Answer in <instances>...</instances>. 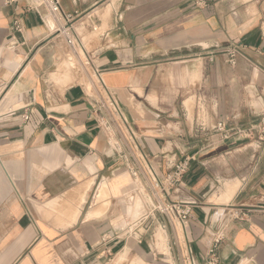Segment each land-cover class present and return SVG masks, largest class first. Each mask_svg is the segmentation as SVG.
Here are the masks:
<instances>
[{
  "label": "crops",
  "instance_id": "1",
  "mask_svg": "<svg viewBox=\"0 0 264 264\" xmlns=\"http://www.w3.org/2000/svg\"><path fill=\"white\" fill-rule=\"evenodd\" d=\"M60 4L69 19L42 11L45 25L25 0H0V264H202L215 241L219 264H264V148L215 130L264 107V0ZM228 46L241 47L234 65ZM78 50L96 96L70 84ZM107 100L127 136L102 126ZM135 151L156 180L190 158L168 199L194 205L182 245L167 227L168 255L128 226Z\"/></svg>",
  "mask_w": 264,
  "mask_h": 264
},
{
  "label": "built area",
  "instance_id": "2",
  "mask_svg": "<svg viewBox=\"0 0 264 264\" xmlns=\"http://www.w3.org/2000/svg\"><path fill=\"white\" fill-rule=\"evenodd\" d=\"M5 5L11 4L17 0H2ZM26 8L29 11H33L41 16V21L45 25H49L47 19L43 18L42 11L53 19L57 20H68L69 16L64 14L61 7L60 0H25ZM63 34L66 40V44L71 50H75L78 44L72 35V31L68 29L63 30ZM222 54L226 57V62L230 65L236 63L238 57H242V51L240 46H228L224 48ZM88 65V62H87ZM96 112L102 110L105 114L103 116L102 126L109 131L111 124H117L115 116L119 119L117 112L115 111L113 104L109 102L108 104H102L101 101L97 103ZM24 122L28 120V115L24 114L22 116ZM105 120V121H104ZM124 129L125 126L123 125ZM115 133L119 136L125 135L120 131ZM126 130V129H125ZM215 130L223 133V139L228 140L231 136L236 138V141L247 140L248 142L254 143L256 148H264V107L259 115V119L255 123L248 124L239 128H228L225 122H219L215 126ZM127 132V131H126ZM131 142V141H130ZM132 144V143H131ZM190 158H183L179 160H174L168 162V167L166 168V173L163 179L156 180L151 174V180L154 181L155 187L159 190V195L155 198L154 206H147V213H142L138 219H134L131 225L128 223L130 231H133L135 238H139L141 234H148L152 226H159L162 230H167L174 222L177 224L185 225L188 221V216L190 214L193 203L178 202L168 199V192L175 191L180 183L182 182L183 176L186 174L189 168ZM129 171L133 177L137 176L140 172V165L136 156H129L128 159ZM240 216H246L245 213H240ZM218 241H215L208 251L206 260L202 264H219L218 259ZM185 264H190V258L184 256Z\"/></svg>",
  "mask_w": 264,
  "mask_h": 264
},
{
  "label": "rangeland",
  "instance_id": "3",
  "mask_svg": "<svg viewBox=\"0 0 264 264\" xmlns=\"http://www.w3.org/2000/svg\"><path fill=\"white\" fill-rule=\"evenodd\" d=\"M78 52L81 56V61H80L81 63L76 62V66H75L76 70L75 71L77 74H76L75 78L72 79L70 84H72V83H83L87 92L89 94L92 93V94H94V96H96L95 89L99 88V84H98L96 78L93 77L94 75L91 73L90 68L87 65V61L83 58L80 50H78ZM71 58H75V57L73 55H71ZM107 104L109 105L108 100H107ZM114 118L116 119L117 124H111V126H110L111 128L109 129V131L111 133H115L116 131H119L118 128H120V131L125 136H127V132L124 129L123 125L120 123L119 119L116 116ZM251 146L254 147V145H251ZM134 154H135V156L139 162L141 170L139 173H137L136 177H133L129 173V181H130V190H129L130 191L129 192L130 193V195H129L130 199L129 200H130V203H129V207H128V212H129V224L130 225H131L132 220H134L135 218L138 219L142 213L144 214L147 211L146 207L148 205L149 206L155 205V198H157V195H159V190L155 187L154 181L151 180L152 177L149 176L150 173L148 172V169H147L146 165L144 164V161L142 160L141 157H139V155L137 154V151H135ZM137 201H138V203H137ZM136 203H137V206L141 208L140 211H138V212H135L136 209H138V207L135 205ZM134 208H135V211H134ZM173 225H174V229L176 231V235L179 238L180 237L179 226H178L177 222H174V221H173ZM163 231L166 235L164 244L162 243ZM158 234H161V237H160L161 241L158 240ZM155 235H156V237H155ZM155 239L157 240V244L159 242H161V245L163 244V246L161 247V250H159L157 248L156 243H155ZM171 239L172 238L169 236L168 231L165 229L162 230L157 225L152 226L150 232H148V234L145 237V240L148 242V245H146V246L149 247L150 250L152 252H154V254L158 252V253L166 254V255H168L167 249L170 246V240ZM178 241H179V244L182 245L181 238H179ZM148 252H150V251H148ZM152 252H150L151 255H153ZM164 260H166V261H164ZM167 260L168 259L165 258V259H161V260H157L155 262H152L151 264H174L173 262L167 261Z\"/></svg>",
  "mask_w": 264,
  "mask_h": 264
},
{
  "label": "bare ground",
  "instance_id": "4",
  "mask_svg": "<svg viewBox=\"0 0 264 264\" xmlns=\"http://www.w3.org/2000/svg\"><path fill=\"white\" fill-rule=\"evenodd\" d=\"M73 60H74V59H73ZM93 77H94V76H93ZM90 79H91V78H90ZM93 81H94V80H93ZM88 84H89V83H88ZM139 202H140V201H139ZM137 203H138V201H137ZM137 203L135 204L136 206H137ZM136 206H135V207H136ZM137 207H138V206H137ZM140 209H141V208L138 207V209H136V211H135V208H134V211H135V212H138V211H140ZM133 213H134V212H133ZM136 215H137V214H136ZM136 215H135V216H136ZM160 235H161V234H160ZM155 241L157 242L156 239H155Z\"/></svg>",
  "mask_w": 264,
  "mask_h": 264
}]
</instances>
